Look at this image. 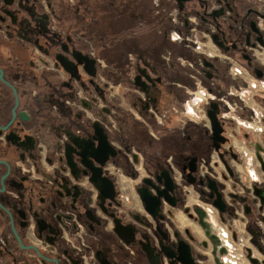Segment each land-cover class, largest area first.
<instances>
[{"label":"flooded vegetation","instance_id":"flooded-vegetation-1","mask_svg":"<svg viewBox=\"0 0 264 264\" xmlns=\"http://www.w3.org/2000/svg\"><path fill=\"white\" fill-rule=\"evenodd\" d=\"M91 1L0 0V264H182L188 250L193 264H264V0H146L147 16L127 21L110 63L62 27ZM24 136L26 150L16 146ZM88 152L103 165L91 154L85 165ZM248 156L253 178L242 185ZM96 167L112 183L102 199ZM185 216L203 238L178 224Z\"/></svg>","mask_w":264,"mask_h":264},{"label":"rangeland","instance_id":"rangeland-1","mask_svg":"<svg viewBox=\"0 0 264 264\" xmlns=\"http://www.w3.org/2000/svg\"><path fill=\"white\" fill-rule=\"evenodd\" d=\"M107 2L115 3L116 0H102L100 3L98 0H92L91 7L93 10L89 14L85 13V15L82 17H77L76 15H72L71 12H67L64 15L62 27L72 35L81 34L87 36V38H90L94 43V47L98 51V58L104 59L107 63H110L114 44H117L118 41H121L120 37L127 33V21H130V19L134 20L133 17L135 16H147L149 12V3L146 0H132L131 5L128 4L121 6V4H119L114 7H110ZM67 5L72 6V4L70 3H68ZM96 5H100L99 8ZM77 20H79L80 23L76 22ZM117 56L120 57L121 55L118 54ZM250 82L254 81L252 80ZM255 83L257 84V87L255 89H252L253 91L258 92L259 90L263 89V86L260 83ZM256 97L258 99H261L259 95H257ZM252 99L253 98L250 96L249 93V99L247 100L250 105H252ZM258 117L261 121H263L262 119L264 117ZM241 131L242 129L240 128V134ZM253 133L255 135L258 132L253 131ZM178 224L180 226L188 224L189 226H191V228L194 229L198 237L203 238V236L199 233V228L194 223H192L187 217L185 218L184 223L178 222Z\"/></svg>","mask_w":264,"mask_h":264},{"label":"water","instance_id":"water-1","mask_svg":"<svg viewBox=\"0 0 264 264\" xmlns=\"http://www.w3.org/2000/svg\"><path fill=\"white\" fill-rule=\"evenodd\" d=\"M83 68L84 70L88 73V74H91L88 66L86 63L83 64ZM255 74L257 77H261L262 74L259 73L256 69H255ZM20 120L23 121V120H26V113L25 112H20ZM210 118H211V121H212V125L213 127L216 126L217 124V120L214 116L210 115ZM8 125V124H7ZM6 125V126H7ZM6 126L2 128V130L6 129ZM99 131H102L101 128H96V132L98 133ZM11 134V133H10ZM8 134L7 136H5V140H9L8 136L10 135ZM18 138V137H17ZM31 137H27V136H24V140L23 141H20L16 144L17 147H21L23 148L24 150H26L27 148V145H28V142H29V139ZM11 143L15 144L13 141H11ZM71 145L76 147V148H80L79 144L76 142V141H73L71 140ZM101 145L103 146V150H104V157L106 156V154L108 153L109 149L107 148L106 145H104L103 141L101 142ZM33 147V145H32ZM91 154V157L96 161V162H99L100 165H103V160H97L93 157V153H85V154H79L81 156V159L82 161L85 162V165H87V161L86 159H88L90 157ZM113 155V153H112ZM66 157V163L68 165H71V160H70V155L69 154H66L65 155ZM257 158L260 162V165H261V168L264 170V162L263 160L261 159V157L259 155H257ZM195 160V159H194ZM193 169V168H192ZM192 171V170H191ZM165 176H167L165 182H164V188L162 189V192H164L166 195L169 196V193L170 191H172V188H173V183H172V180L171 178L169 177V174L167 172V170H165ZM101 169L96 167L92 170V173H91V176H90V181L94 184V186L99 190L100 192V195H99V199H102L103 196L105 195V193H107L108 191H111L113 190L112 189V183L107 180L106 178L104 177H101ZM191 181H194L193 179ZM200 184H203V181L201 180L199 182ZM207 188L210 189V193H209V196L212 198L213 197V192L215 194V198H213L212 200V205L214 207H216L220 212H223L225 211V204L224 202L222 201L221 199V194L218 192V189H217V184L215 182V180H211L210 178H207ZM158 192V191H157ZM137 193L139 194L140 196V199L141 201L143 202L144 204V208L145 210L151 214L152 216H157V202H151L149 201L148 199V196L149 194L146 193L145 191H143V188H137ZM162 194H159L158 193V196H160ZM107 196V195H106ZM165 199L167 200V202H169L170 204L174 205L175 202L174 201H171L169 200V198H167V196L165 197ZM244 199H242L243 201ZM45 209H42V211H44ZM46 211V210H45ZM195 212L197 213V216H198V220H199V223L206 229V232L207 234L209 235V231H208V224L206 222L203 221V218L205 216L204 212L200 209V208H196L195 209ZM246 212H248V209H246ZM114 221V231L116 232V234L121 238L123 239L124 241H126V236H124L123 232L124 231L125 233H129V231L127 229H125L124 227H122L119 222H118V219L117 218H114L113 219ZM224 249L222 248L221 249V252H223ZM187 258L189 257V259L187 260H184L183 257H179V259H181V262L182 264H193V260L190 259V253H189V250L187 251V254H186ZM250 256L248 255V258ZM215 260L217 262V264H222L218 261V259L215 257ZM250 262L252 264H258V261L257 259H254V258H249Z\"/></svg>","mask_w":264,"mask_h":264},{"label":"crops","instance_id":"crops-1","mask_svg":"<svg viewBox=\"0 0 264 264\" xmlns=\"http://www.w3.org/2000/svg\"><path fill=\"white\" fill-rule=\"evenodd\" d=\"M81 4H86L85 0H79ZM99 3L102 1V0H98ZM108 3V2H107ZM109 6H112L111 3H108ZM100 6V5H99ZM258 124V127H260V122L257 120V123ZM262 127V126H261ZM260 138H263L262 136ZM234 143H237L238 146L240 145V142L238 140H233ZM244 160H245V164H244V168L247 170V172L245 171H242L239 169V171L241 172L239 174V182L244 185V184H250L252 180H250L251 178H253V168H252V160L250 159V157H244ZM255 178V176H254ZM259 181V180H258ZM261 182V181H260ZM262 186L264 187V182L261 183ZM129 194L132 196V197H135V194L133 191H130ZM179 219H180V216H179Z\"/></svg>","mask_w":264,"mask_h":264},{"label":"built area","instance_id":"built-area-1","mask_svg":"<svg viewBox=\"0 0 264 264\" xmlns=\"http://www.w3.org/2000/svg\"><path fill=\"white\" fill-rule=\"evenodd\" d=\"M241 264H250L246 257H242V263Z\"/></svg>","mask_w":264,"mask_h":264}]
</instances>
